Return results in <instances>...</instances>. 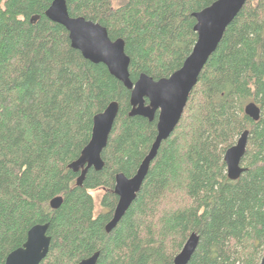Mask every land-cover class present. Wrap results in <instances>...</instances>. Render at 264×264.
Listing matches in <instances>:
<instances>
[{
	"label": "trees",
	"instance_id": "obj_1",
	"mask_svg": "<svg viewBox=\"0 0 264 264\" xmlns=\"http://www.w3.org/2000/svg\"><path fill=\"white\" fill-rule=\"evenodd\" d=\"M53 0H0V264L30 228L48 223L40 264H173L191 234L187 264H259L264 257V0H246L202 69L182 117L151 162L135 200L109 234L116 174L131 178L156 136V120L129 117L130 92L105 66L85 60L44 13ZM216 0H65L70 17L121 39L129 79L168 78L196 42L193 14ZM38 17L35 23L30 19ZM118 115L103 168L68 166L91 137L92 119L111 103ZM254 103L260 118L244 107ZM248 131L244 172L226 175L227 149ZM101 189L94 216L90 191ZM62 198L57 210L49 203Z\"/></svg>",
	"mask_w": 264,
	"mask_h": 264
},
{
	"label": "water",
	"instance_id": "obj_2",
	"mask_svg": "<svg viewBox=\"0 0 264 264\" xmlns=\"http://www.w3.org/2000/svg\"><path fill=\"white\" fill-rule=\"evenodd\" d=\"M246 0H216L202 11L193 14L196 21L193 28L197 35L196 42L182 66L168 78L154 81L140 75L135 83L129 79V58L124 52L121 39L111 41L105 28L82 17L73 18L68 14L65 0H53L44 16L58 24L68 34L70 45L80 52L88 62L106 67L108 73L130 92L129 117H141L149 122L156 120V137L151 148L131 178L116 174L113 193L117 203L111 220L105 225L106 234L111 233L123 218L139 193L151 162L155 159L160 145L166 141L178 125L186 107L188 97L196 86L199 75L208 59L219 45L225 29L241 11ZM38 17L33 16L31 23ZM116 102L93 118L91 137L80 156L68 169L78 173L76 185L81 187L85 175L90 169L99 172L103 168L101 154L107 146L108 138L118 115ZM244 114L254 122L260 118V109L249 103L244 107ZM248 131H244L236 144L226 150L223 161L226 175L230 181H236L244 172L241 160L245 154ZM62 198L56 197L49 203L52 210H57ZM48 223L30 228L24 244L10 252L4 264H40L46 257L50 245L47 235ZM198 237L189 236L181 251L174 257L173 264H187L198 246ZM99 252L81 260L78 264H96ZM259 264H264V257Z\"/></svg>",
	"mask_w": 264,
	"mask_h": 264
},
{
	"label": "rangeland",
	"instance_id": "obj_3",
	"mask_svg": "<svg viewBox=\"0 0 264 264\" xmlns=\"http://www.w3.org/2000/svg\"><path fill=\"white\" fill-rule=\"evenodd\" d=\"M126 0H111V4L113 8H118L124 5ZM90 195L94 201V216L98 215L100 212H103V208L101 207V199L104 195V191L101 189L90 191Z\"/></svg>",
	"mask_w": 264,
	"mask_h": 264
},
{
	"label": "bare ground",
	"instance_id": "obj_4",
	"mask_svg": "<svg viewBox=\"0 0 264 264\" xmlns=\"http://www.w3.org/2000/svg\"><path fill=\"white\" fill-rule=\"evenodd\" d=\"M196 39H197V35H196ZM111 103H112V102H111ZM118 107H119V106H118ZM106 108H107V107H106ZM106 108H105V109H106ZM130 108H131V107H130ZM105 109H104V110H105ZM101 113H102V112H101ZM99 114H100V113H99ZM97 115H98V114H97ZM95 116H96V115H95ZM95 116H94V117H95ZM94 117H93V118H94ZM92 124H93V119H92ZM171 135H172V134H171ZM171 135H170V136H171ZM155 137H156V136H155ZM154 140H155V139H154ZM153 142H154V141H153ZM145 157H146V156H145ZM112 214H113V213H112ZM111 218H112V217H111ZM110 220H111V219H110ZM195 235H196V234H195ZM196 236H197V235H196ZM197 237H198V236H197ZM188 238H189V237H188ZM186 241H187V240H186Z\"/></svg>",
	"mask_w": 264,
	"mask_h": 264
}]
</instances>
